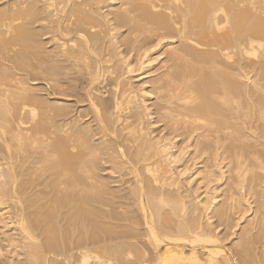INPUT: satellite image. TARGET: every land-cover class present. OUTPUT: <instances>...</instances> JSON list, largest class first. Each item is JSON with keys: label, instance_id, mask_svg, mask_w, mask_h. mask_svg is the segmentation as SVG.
I'll return each mask as SVG.
<instances>
[{"label": "bare ground", "instance_id": "bare-ground-1", "mask_svg": "<svg viewBox=\"0 0 264 264\" xmlns=\"http://www.w3.org/2000/svg\"><path fill=\"white\" fill-rule=\"evenodd\" d=\"M0 264H264V0H0Z\"/></svg>", "mask_w": 264, "mask_h": 264}, {"label": "rangeland", "instance_id": "rangeland-1", "mask_svg": "<svg viewBox=\"0 0 264 264\" xmlns=\"http://www.w3.org/2000/svg\"><path fill=\"white\" fill-rule=\"evenodd\" d=\"M9 233H12V232H8V234H9Z\"/></svg>", "mask_w": 264, "mask_h": 264}]
</instances>
